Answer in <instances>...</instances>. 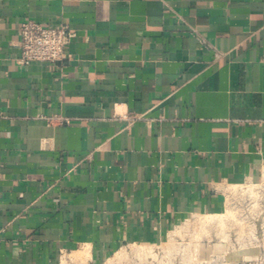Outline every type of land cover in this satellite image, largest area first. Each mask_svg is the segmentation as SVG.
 <instances>
[{"label":"crops","instance_id":"obj_1","mask_svg":"<svg viewBox=\"0 0 264 264\" xmlns=\"http://www.w3.org/2000/svg\"><path fill=\"white\" fill-rule=\"evenodd\" d=\"M25 20L63 62L17 63ZM260 184L264 0H0V264L157 248Z\"/></svg>","mask_w":264,"mask_h":264},{"label":"rangeland","instance_id":"obj_2","mask_svg":"<svg viewBox=\"0 0 264 264\" xmlns=\"http://www.w3.org/2000/svg\"><path fill=\"white\" fill-rule=\"evenodd\" d=\"M230 210L187 222L173 243L128 246L105 264H252L243 258L264 247V184L242 186Z\"/></svg>","mask_w":264,"mask_h":264},{"label":"built area","instance_id":"obj_3","mask_svg":"<svg viewBox=\"0 0 264 264\" xmlns=\"http://www.w3.org/2000/svg\"><path fill=\"white\" fill-rule=\"evenodd\" d=\"M17 63L28 66L35 62L55 64L65 60V49L74 34L66 27H51L25 20L18 28Z\"/></svg>","mask_w":264,"mask_h":264}]
</instances>
